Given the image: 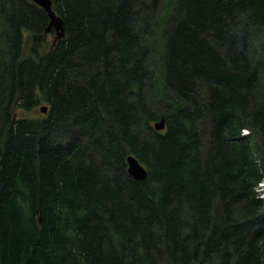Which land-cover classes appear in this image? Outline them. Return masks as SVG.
<instances>
[{
	"label": "trees",
	"instance_id": "1",
	"mask_svg": "<svg viewBox=\"0 0 264 264\" xmlns=\"http://www.w3.org/2000/svg\"><path fill=\"white\" fill-rule=\"evenodd\" d=\"M53 10L0 0V264H264V0Z\"/></svg>",
	"mask_w": 264,
	"mask_h": 264
},
{
	"label": "water",
	"instance_id": "2",
	"mask_svg": "<svg viewBox=\"0 0 264 264\" xmlns=\"http://www.w3.org/2000/svg\"><path fill=\"white\" fill-rule=\"evenodd\" d=\"M38 6L44 8L50 17L49 24L46 28V34H48L52 28L56 31L55 40L60 39L64 35L63 20L53 10V0H31ZM43 112L47 111V107H41ZM156 130H163L166 127L165 119L162 118L154 123ZM128 171L137 180H145L148 177V170L146 166L133 154H130L127 158ZM196 264V263H194Z\"/></svg>",
	"mask_w": 264,
	"mask_h": 264
},
{
	"label": "rangeland",
	"instance_id": "3",
	"mask_svg": "<svg viewBox=\"0 0 264 264\" xmlns=\"http://www.w3.org/2000/svg\"><path fill=\"white\" fill-rule=\"evenodd\" d=\"M139 5V4H138ZM240 24H243V23H240ZM245 26H246V24H244ZM51 33V34H50ZM50 33H48V39H50V40H53V38H54V36H55V34L54 33H52V32H50ZM238 34H239V36H237V39H238V42H240V46L238 45V49L240 50V51H242L241 50V43H243V41L242 40H245L244 38L245 37H248L249 36V32L246 30V29H244V26L243 27H241L240 28V32L238 31ZM235 35H237V34H235ZM257 34H253L252 36H256ZM217 48H218V46H216ZM221 48V47H220ZM222 49V48H221ZM224 50H226L227 49V47H224L223 48ZM38 111H39V108H38ZM31 114H35V111L34 112H32V113H30V115ZM159 131V130H158ZM244 131V133H248V130L247 129H244L243 130Z\"/></svg>",
	"mask_w": 264,
	"mask_h": 264
},
{
	"label": "built area",
	"instance_id": "4",
	"mask_svg": "<svg viewBox=\"0 0 264 264\" xmlns=\"http://www.w3.org/2000/svg\"><path fill=\"white\" fill-rule=\"evenodd\" d=\"M259 191L263 192L261 197H264V181L260 183Z\"/></svg>",
	"mask_w": 264,
	"mask_h": 264
}]
</instances>
